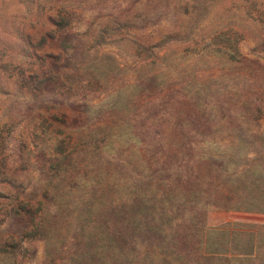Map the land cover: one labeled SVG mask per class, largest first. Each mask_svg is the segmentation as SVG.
I'll use <instances>...</instances> for the list:
<instances>
[{"label":"rangeland","instance_id":"1","mask_svg":"<svg viewBox=\"0 0 264 264\" xmlns=\"http://www.w3.org/2000/svg\"><path fill=\"white\" fill-rule=\"evenodd\" d=\"M0 264H264V0H0Z\"/></svg>","mask_w":264,"mask_h":264},{"label":"trees","instance_id":"2","mask_svg":"<svg viewBox=\"0 0 264 264\" xmlns=\"http://www.w3.org/2000/svg\"><path fill=\"white\" fill-rule=\"evenodd\" d=\"M158 190L154 191L155 193L157 192ZM148 195H150L148 193ZM160 197V196H159ZM158 197V198H159ZM219 198H213V199H209V201H211V204H213V206L215 205L216 207H221V206H229V204L227 203V201L225 200H220L218 201ZM125 201H128V200H125ZM123 202V203H126V202ZM148 209H150L149 207H147ZM163 211V210H162Z\"/></svg>","mask_w":264,"mask_h":264}]
</instances>
